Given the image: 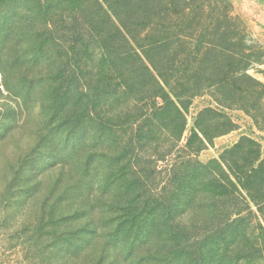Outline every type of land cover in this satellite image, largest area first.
Returning <instances> with one entry per match:
<instances>
[{
  "label": "rangeland",
  "instance_id": "obj_1",
  "mask_svg": "<svg viewBox=\"0 0 264 264\" xmlns=\"http://www.w3.org/2000/svg\"><path fill=\"white\" fill-rule=\"evenodd\" d=\"M12 1L0 0V264H191L218 211L200 201L180 213L156 199L171 196L161 187L187 159L221 160L245 140L264 159V0H148L134 13L131 0H88L72 13L67 0L57 15L34 0L13 14ZM75 22L92 37L87 53L77 40L70 61ZM201 47L221 53L195 58ZM207 57L223 71L205 70ZM114 63L132 86L110 114L117 138L101 146L96 132L78 134L86 103L67 91L93 93ZM178 111L122 158L137 125ZM248 148L241 165L256 157Z\"/></svg>",
  "mask_w": 264,
  "mask_h": 264
},
{
  "label": "trees",
  "instance_id": "obj_2",
  "mask_svg": "<svg viewBox=\"0 0 264 264\" xmlns=\"http://www.w3.org/2000/svg\"><path fill=\"white\" fill-rule=\"evenodd\" d=\"M63 1L67 0H34L40 6H45L48 13L51 12L54 15L59 12ZM131 1L130 8L133 13L137 12L144 4L149 5L148 0ZM26 2L27 0H13L12 6L10 5L11 12L14 14L23 9L25 10ZM68 3L71 4V7H67L66 10L71 13L81 6L82 9H88V0H68ZM100 8L103 15H105L101 4ZM117 18L116 20L120 23V17ZM74 25V31L71 32L69 41L72 49L70 54L67 53L70 61L73 58L72 56L76 55L75 48L77 46L74 44L77 43V40L81 44L84 43V49L86 50L84 53H87L91 43L90 37H92L89 35V38H87L81 34L85 24L81 27V23L75 22ZM195 50V54H193L195 58H198L201 53L206 55L216 54V52L221 53L215 48L203 49L201 47L199 49L195 48ZM108 59V56H104L101 61L105 63ZM215 60V63L211 66L208 65L211 61L210 58H205L201 63L203 66L208 65L205 68L207 71L211 70L213 73L217 70L223 71L224 67L221 61L219 59ZM70 65L71 71L68 77L76 73L74 65ZM114 65L113 68L107 67L106 71L102 72L100 70L98 87L93 93L87 91L86 94L84 91L88 88H85L84 91L82 90L80 94H77L75 93L77 88L70 86L67 91L68 97L76 94L78 100L86 103H84L83 113L86 115L85 126L87 129L79 131L78 134H83L84 139L91 132H96V138L101 146L111 143L117 138L118 135L113 129L114 120L110 114L116 104L122 105L128 101L132 86L129 79L131 77L127 80L124 79L125 77L116 76L115 73L119 70V63H114ZM77 66H80L79 61ZM151 75L154 77L153 74ZM65 76L62 73L61 77ZM159 83L158 81V85ZM216 84H218V87L221 86L220 83ZM160 97L162 98V96ZM246 108V105H243L242 109L246 110ZM161 114L157 111L150 115L146 114L145 120L148 121L152 115L156 117ZM179 116H181V113L178 111V115H173L166 121L163 119L161 125H157L155 122L152 125L153 128L148 125L150 127L147 130L144 124L137 125L134 130V137L129 143L122 145L120 152L122 158L129 160L130 155H137L138 150L144 146V143L149 144L157 140L162 133L163 126H174L179 121ZM150 122H152L151 119ZM246 141L248 140L242 142L239 148L226 150L221 160L214 159L207 164L193 159L183 161V169L174 172L168 184L161 187L164 193L172 194L169 198L160 196L159 199H156L157 202L159 200V203H163L173 210L178 209L180 213H184L191 205L200 201H210L209 206L216 208L218 211V214L216 213L218 220L215 224L213 223L212 230L198 237L194 245L191 264H264V159H261L259 155V144L250 141L251 146L249 149ZM247 148L250 152L256 154V157L252 162L248 163L246 161L244 165H241L239 164L240 159H242L241 153L245 152ZM100 157L102 162H109L111 159L108 153H101ZM137 173L132 178L131 186L139 190L146 186V183L140 176L139 171ZM151 229L152 224L148 227L149 232ZM176 264L180 263L177 262Z\"/></svg>",
  "mask_w": 264,
  "mask_h": 264
}]
</instances>
